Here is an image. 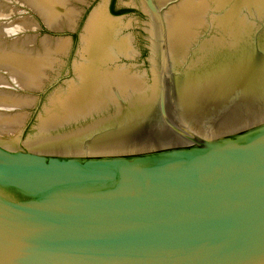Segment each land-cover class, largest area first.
<instances>
[{
	"label": "water",
	"instance_id": "water-1",
	"mask_svg": "<svg viewBox=\"0 0 264 264\" xmlns=\"http://www.w3.org/2000/svg\"><path fill=\"white\" fill-rule=\"evenodd\" d=\"M0 264H264V0H0Z\"/></svg>",
	"mask_w": 264,
	"mask_h": 264
}]
</instances>
